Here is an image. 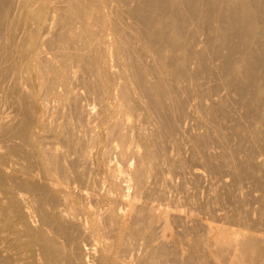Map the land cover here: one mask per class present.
<instances>
[{
	"label": "bare ground",
	"instance_id": "obj_1",
	"mask_svg": "<svg viewBox=\"0 0 264 264\" xmlns=\"http://www.w3.org/2000/svg\"><path fill=\"white\" fill-rule=\"evenodd\" d=\"M45 1L0 0V197L9 193L8 184L23 189L38 215L34 224L24 212L23 217L22 193L16 192V205L3 195L0 264H264V207L255 209L256 221L243 218L245 207L232 210L246 198V187L249 198L254 186L264 200V0H51L39 34L46 50L36 54L32 44ZM107 34L112 60L101 44ZM38 89L46 112L52 99L74 117L75 124L65 119L56 133L60 151L49 134L58 123L44 125L39 153L27 149L35 122L29 109ZM82 100L104 107L96 113ZM183 116L195 121V133ZM84 121L99 123L112 146L105 154L117 158L108 159L111 176L118 177L117 195L120 190L113 193L103 184L98 198L82 184L90 180L84 181L86 170L78 167L90 152L81 140L93 132ZM92 134L84 141L96 139ZM8 142L28 150L15 155L32 156L35 172H24L32 166L27 163L24 171L7 169L2 145ZM187 163L204 168L207 183ZM55 173L65 187L53 180ZM224 175L232 184L220 183ZM192 180L204 185V203L197 201L201 187L188 186ZM241 184L247 186L242 190ZM168 190L174 206L164 205ZM46 192L74 193L95 209H49ZM101 199L116 203L120 216L96 209ZM223 200L236 201L230 210L237 218L228 215ZM169 221L175 231L165 227ZM249 224L262 232L250 231ZM165 229L176 235L173 240L166 239Z\"/></svg>",
	"mask_w": 264,
	"mask_h": 264
},
{
	"label": "rangeland",
	"instance_id": "obj_2",
	"mask_svg": "<svg viewBox=\"0 0 264 264\" xmlns=\"http://www.w3.org/2000/svg\"><path fill=\"white\" fill-rule=\"evenodd\" d=\"M50 3H49V2ZM47 2L45 1L44 3L46 4H43V6L42 7H44V8H42V9H44V10H42L43 11V14H41V15H39V17H38V22L36 21V30L38 31L39 30V32H36V34H35V38H34V43L32 44V46L33 47H35V51H37V53L36 54H38V52H39V54L40 53H43L44 52V50H46V48H45V46H44V44L43 43H41L40 42V31H41V29L40 28H42V24H44V26H45V24L48 22V20L46 19V18H48L49 16H50V13H51V9H49L50 7V5H48V4H51V0H48ZM41 8H40V10L39 11H41ZM47 11L49 12V14L47 13ZM42 13V12H41ZM47 15H49V16H47ZM41 16V17H40ZM46 17V18H45ZM43 19H44V21H43ZM38 24V25H37ZM42 30H43V28H42ZM110 37H111V35L110 34H107V35H105V39L107 38V40H105V39H103V41H101V42H103V43H101V44H103L102 46H103V48L105 49V52L107 51V55L105 56L106 57V59L107 58H110L111 59V57L109 56V54H111V47H112V45H111V39H110ZM203 37V36H202ZM109 39V40H108ZM36 40H38V41H36ZM104 40H105V42H104ZM36 42H38V45L37 46H35L36 45ZM109 42V44L107 45V43ZM105 44V45H104ZM108 48H106V47ZM109 46V47H108ZM110 48V49H109ZM40 50V51H39ZM109 52V53H108ZM110 59H109V62H110ZM108 60V59H107ZM107 60H105L104 61V63H103V66H104V71H105V75H107V71H108V74L110 73L109 71H110V64H112V61L109 63ZM112 60V59H111ZM107 61V62H106ZM107 63H109V65L107 64ZM106 66V67H105ZM109 67V68H108ZM108 68V69H107ZM35 92V95H34V97H35V100L36 101H34L33 100V103L32 104H34V105H31L30 104V112L29 113H31L30 114V117L32 118V125H33V122H34V125H35V127H34V125L32 126V130H34L33 131V136L32 135H29L31 138H30V140L29 141H31V139L33 140V138H34V141H31V143L28 141V148L27 149H29V150H32V151H34V153L36 152V153H39V149H40V147L42 146V139H40L41 137H43L47 132L45 131V128H46V125H52L53 126V124L55 125V123H58V125L56 124V126H53V128H52V130L53 131H51V128H50V132H54L53 134L52 133H49L50 134V136H53L52 138L54 139V136L56 135V133L58 132H60V129H61V124H62V122H63V120L64 121H68L69 123L71 122L72 123V125H73V123L75 122V121H73L74 119V117L72 118L69 114L67 115V111H66V109L67 108H65V106H62V107H57V105L59 104H57V105H55L56 104V102L54 101V100H52V99H50L49 101H50V106H48V112H50V113H48V112H46L45 110H47V109H45L46 107H47V103H45V105L43 104V102L44 101H42L41 100V96H40V92H39V89L38 90H36V91H34ZM218 93V92H217ZM220 93V94H219ZM218 94H219V96H223L224 95V93L223 92H219ZM218 94H216L215 96L216 97H218L217 95ZM215 96H213V97H215ZM37 98V99H36ZM40 100H41V102H40ZM48 101V102H49ZM37 102V103H36ZM96 103H94V102H91L90 103V101L88 100V103H89V105L91 106H89L90 108H91V110L93 111V112H96V111H100L101 109L100 108H103L104 107V102H103V107H102V105H100L99 103H102L101 101H99V103H97V101H95ZM87 103V100L85 101V100H82V104L83 105H85ZM87 103V104H88ZM48 104V105H49ZM98 104V105H97ZM44 106V108H42L43 106ZM97 107H96V106ZM101 107H100V106ZM52 106V107H51ZM57 108H56V107ZM59 106V105H58ZM86 106V105H85ZM93 106H94V108L95 109H93ZM53 108H55V110L53 109ZM63 109V111H62V109ZM98 108V109H97ZM53 110V111H52ZM64 110H65V112H64ZM45 112V113H44ZM53 112H54V114H53ZM97 113V112H96ZM66 114V115H65ZM185 115V114H184ZM187 115V114H186ZM46 116H48V117H46ZM70 116V117H69ZM42 117H43V119H42ZM55 117V118H54ZM60 117H61V119H60ZM64 117V118H63ZM67 117V118H66ZM184 117H186V116H183L182 118H184ZM59 119L57 122H55L53 119ZM187 118V117H186ZM184 119L185 121H183L184 123H187V124H185V126H187L188 128H189V131L190 132H192V130H194L193 132H192V134L193 133H195L197 130H195V128L197 129V127L195 126L196 124H195V121L193 120V119H191V117L190 116H188V118H190V119ZM66 119V120H65ZM72 121H71V120ZM37 120V121H36ZM40 120V121H39ZM42 120V121H41ZM47 120V121H46ZM54 122H53V121ZM45 121V122H44ZM61 121V122H60ZM49 122V123H48ZM52 122V123H51ZM64 123V122H63ZM75 124V123H74ZM86 124H89V122H87V121H84L83 123H82V125H83V127H85L86 128ZM37 125H38V127H37ZM44 125H45V128H44ZM90 125V128L89 129H91L93 132L92 133H94V137L96 138V139H94L93 141L95 142H93V141H90V142H87V140H85L84 141V139H88V141L89 140H92V139H90L88 136H90V135H92L93 136V134L91 133L90 135L88 134V135H86V136H84V138H83V141L81 140V142L82 143H84L85 142V145H86V147H88L89 146V148H88V150H87V152L89 151L90 153L88 154H86V156L87 155H89V156H87V163H85V166H84V164H81L80 163V165H79V167H78V171L79 170H82V169H79V168H81V166H82V168H83V170H84V172H85V170H86V172H85V174H86V176H85V180L84 181H88V180H90V181H88V182H90V183H88V182H83L82 184H83V186H88L87 188L89 189L88 191L90 192H93L94 194H96V195H98V193L100 192V191H104L105 190V188H106V186H108V185H110V187L112 188V190H113V193L115 192V190H120L119 189V182H118V180H117V175H115V176H111V174H112V172L111 171H113V169H112V166L110 165V162H109V160H113V162H114V160H116L117 158H115V156L113 157L112 156V159L111 158H109V156L108 155H106L107 153H106V149H108L109 147H112L111 145H109L108 144V142L106 141L107 140V138H106V136L104 135L105 134V131H103V129L101 128V126L99 125V123L97 124V122H93L92 121V123H90L89 124ZM98 125V126H97ZM42 126H43V128H42ZM52 126H50V127H52ZM60 126V127H59ZM92 126H94V127H92ZM99 127H100V129H99ZM192 130H191V129ZM58 131H57V130ZM95 130V131H94ZM100 130V131H99ZM44 131H45V134H44ZM43 132V133H42ZM104 132V133H103ZM34 133H36L37 135L35 136V134ZM52 134V135H51ZM55 134V135H54ZM39 135L41 136L40 138H39ZM58 135V138H59V140H58V138L56 137ZM56 136H55V138L56 139H52L51 137V139L50 140H52L54 143H53V145L55 146V148H57V150L59 149V151H60V149H61V147H60V140H61V137H59V134H57ZM102 135V136H101ZM78 138H80L79 136H81V135H76ZM35 137H38V139H36ZM74 137H75V135H74ZM77 137H76V139L75 140H77ZM82 137V136H81ZM100 138V139H99ZM40 139V140H39ZM81 139V138H80ZM80 139H78V141H79V143H81L80 142ZM58 140V141H57ZM37 141V142H36ZM52 141H50V143H52ZM14 142H17V140L16 141H14ZM39 142H40V144H39ZM93 142V143H92ZM12 144H13V142H11ZM18 143V142H17ZM17 143H15V144H17ZM30 143V144H29ZM81 143V144H82ZM5 144V146L3 147V145H2V148L4 149V151H2L3 153H4V155L6 156V158H5V156H4V158L3 159H5V164H6V167H7V169L8 170H22V171H24L26 168H27V164H31L30 166L31 167H29V165H28V167L30 168V170H25L24 172H35V170H37V169H35V167L36 166H33V164L35 165V163H32V162H35V160L33 159V157L31 158V157H28V155H26V156H24L23 154H26L27 153V151L28 150H26V149H24V150H26V151H24L23 150V148H25V147H23V148H21L20 146H17L18 147V150H17V147L15 146V144H13L16 148H13L14 146H11L12 144H10L9 142H8V147H7V144L6 143H4ZM37 144V145H36ZM57 144V145H56ZM89 144V145H88ZM109 146H108V145ZM18 145V144H17ZM39 145H41V146H39ZM23 150V151H20V148ZM31 147V148H30ZM106 147V148H105ZM12 149L13 148V150H11V151H14V152H11L9 149ZM38 148V149H37ZM91 148V149H90ZM16 149V150H15ZM8 151V152H7ZM9 151H10V153H9ZM15 151L17 152H19V153H23V154H18V156H16L15 155ZM14 155H13V154ZM106 153V154H105ZM186 153H188L187 151H185V152H183L182 153V155L184 154V156H185V160L186 161H188L187 159V156H189V154H186ZM8 156H7V155ZM21 155V156H20ZM36 155V154H35ZM18 157V158H16V157ZM24 156V157H23ZM183 156V157H184ZM106 157V158H105ZM29 158H31V159H33L34 161H32V160H29ZM6 159H8V160H6ZM25 159V160H24ZM27 159V160H26ZM109 159V160H108ZM173 159V158H172ZM15 160H17V161H15ZM89 160V161H88ZM31 163H30V162ZM173 161V160H172ZM172 161H170V162H172ZM16 162H18V163H16ZM29 162V163H28ZM107 162H109V163H107ZM189 162V161H188ZM27 163V164H26ZM66 163V162H65ZM107 163V164H106ZM116 163V162H115ZM67 164V163H66ZM65 164V166H64V168L65 169H68L67 168V165ZM109 165H110V167H109ZM194 165V164H193ZM25 166H26V168H25ZM38 166V165H37ZM110 168V170H109V168ZM187 166L189 167L190 166V168L192 169V170H194V171H198V172H201L203 175H201V177H204V178H207L208 177V175H207V171L205 172L203 169L204 168H200V167H196V163H195V166H191L190 165V163H189V165H188V163H187ZM24 167V168H23ZM39 168H40V166H38ZM68 167H69V165H68ZM194 167H195V169H194ZM87 168V169H86ZM35 169V170H34ZM33 170V171H32ZM69 170V169H68ZM90 170V171H89ZM92 170V171H91ZM167 170H169L168 168L166 169V172H167ZM75 171V170H74ZM204 171V172H203ZM70 172H71V170H70ZM76 172V171H75ZM75 172L73 173V172H71L72 174H73V176L72 177H75ZM108 172H110V174L108 173ZM54 173V172H53ZM165 173V172H164ZM164 173H162V175H161V177H163V176H166V173L164 174ZM200 173V174H201ZM206 173V174H205ZM89 174V175H88ZM57 173H55V174H53V175H51V176H53L52 178H53V180H57V182H60L59 183V185L62 183V185H64V187H65V182H61V181H63V179H61V177L59 176V175H57ZM96 175V176H95ZM102 175V176H101ZM107 175H109V177L110 178H108V176ZM167 175H169L168 173H167ZM221 175H223V174H221ZM220 175V176H221ZM188 176V175H187ZM60 177V178H59ZM90 177V178H89ZM96 177H98V178H96ZM111 177H113V178H111ZM114 177H115V179H114ZM188 177H191V176H188ZM55 178H58V179H55ZM107 178V179H106ZM204 178H202L201 179V184H205V183H207L205 180H208V178L207 179H204ZM224 178V179H223ZM98 179H100V180H98ZM105 179H106V181H107V183H103V182H106L105 181ZM225 179L227 180V181H225ZM229 179V176H226V175H224L223 177H220V183L222 182L221 180H223L224 182H230L231 181V183H229V184H232V179L230 178V180H228ZM61 180V181H60ZM99 181V183H98V181ZM70 181V180H69ZM68 181V182H69ZM71 181H72V179H71ZM70 181V182H71ZM79 181H82V180H79ZM97 181V182H96ZM103 181V182H102ZM115 181H116V183H115ZM190 181H191V179H190ZM189 181V182H190ZM76 183H77V181H75ZM75 182H71V185L72 184H74ZM96 182V183H95ZM179 182V179H177L176 180V183H178ZM194 181L192 180V182L191 183H188V186L191 184V185H193V184H196L195 186H198L199 184L197 183V182H195V183H193ZM75 183V184H76ZM79 183V182H78ZM77 183V185H82V184H78ZM84 183H85V185H84ZM102 183V184H101ZM109 183V184H108ZM115 185H114V184ZM193 183V184H192ZM97 184V185H96ZM101 184V185H100ZM103 184L104 185H106V186H104L103 187ZM198 184V185H197ZM200 184V186H198L197 188L200 190V187H201V190L199 191V193H201V194H198V196H197V201H198V199L200 200L199 201V203L201 202V203H204L203 201H205V196H206V194L204 193V188H202V187H204V185H201ZM100 185V186H99ZM117 185V186H116ZM191 185H190V187H191ZM245 185V186H244ZM244 185H238V186H240V189H242L243 190V187L242 186H244V188L247 186L246 184H244ZM249 185V184H248ZM8 186L12 189H9V187L7 188V190L9 191V193L8 192H6V193H3V194H1L2 195V197H4L5 196V198H2V197H0V199H5V200H7L8 199V202L10 201V203L11 204H13V205H16V202H15V195H17V194H21V196L24 198V199H22V204L20 203V205H22L23 206V211H21V213H22V215H23V212L24 213H26V215L28 216V219H29V222L30 223H32V222H34V221H37L38 219V215H36L37 213H32V209L34 210V209H36V204L35 203H32V202H30L31 200H29L30 198H29V193H25V191H23V189H20V188H15V189H18V190H13L14 188V186L12 187V185L10 186L9 184H8ZM115 186H116V188H115ZM249 186H251V185H249ZM91 187V188H90ZM93 187V188H92ZM101 187H103V189H100V191H99V188H101ZM192 187H194V185L192 186ZM254 186H251V188L253 189V191H252V193H251V197L249 198L248 197V195H246L247 193L248 194H250V192H251V189H250V187H248L250 190H248L247 189V187L244 189V191L242 192V190L240 191V192H242V194L243 195H245L246 196V198H244L243 199V201H241V203H242V205H243V207H242V205H240L239 206V203H240V201L238 202V205H236L235 206V204H236V201H234V202H232V203H230L229 201H227V200H223V202H226V204H230V205H226L225 204V207H226V210H227V208H228V210H230V208L232 207V208H234V206H235V208L234 209H232L233 211L237 208V207H239V211H234V212H239V213H241V210H243L244 209V207L246 208V209H252V210H250V211H252V213L251 212H247V211H249V210H247L246 212H247V215H246V212H243V211H245L246 209H244L243 211H242V213L244 214H241V215H243V218H245L244 216H248V218H250L251 220L254 218V220L253 221H256L257 220V218H258V216L257 215H254V214H258L257 213V211L259 210H261L260 209V207L262 208V207H264V200H263V194H262V191H260V190H258V191H256V189H254L253 188ZM115 189V190H114ZM203 189V190H202ZM11 190V191H10ZM22 190V191H21ZM246 190H248V191H246ZM255 190V191H254ZM13 191V192H12ZM171 191V192H170ZM173 190H168L167 191V193H166V195H165V197L166 196H168V195H171V193H174V192H172ZM246 191V192H245ZM16 192H17V194H16ZM117 192H118V194L119 193H121V190H120V192L119 191H116L114 194L115 195H117ZM170 192V193H169ZM24 193H25V195H24ZM47 193V192H46ZM53 193H55V194H52V192L50 193V194H52V195H49V193H47V199H48V197L49 198H52V200H50V206H47L49 209H62V208H64V209H70V210H72L73 212H76V211H78L77 209H85V208H87V209H95L94 208V206L92 205V206H88V204H86L85 205V203H87V202H84L83 200H81L80 198H78L74 193H72L71 195H69V196H65V195H63V193H61L60 194V192H59V194L58 193H56V192H53ZM4 194H6V195H4ZM4 195V196H3ZM55 195V196H54ZM57 195V196H56ZM173 196H170V198H173L174 197V194H172ZM202 195H205V196H202ZM28 196V197H27ZM59 196V197H58ZM74 196V197H73ZM200 196V197H199ZM55 197H57V198H55V200L57 199L58 201L56 202V201H54V198ZM64 197V198H63ZM169 197V196H168ZM204 197V198H203ZM25 198H26V200H28V202L25 200ZM69 198V199H68ZM98 198H99V195H98ZM248 198V199H247ZM62 199H63V201H62ZM67 200V201H65V200ZM23 200H24V202H25V204H24V202H23ZM68 200H69V202H68ZM103 200V201H102ZM164 200H165V202H164ZM163 200V202L165 203H163L164 205H168L169 206V204L172 206L173 205V202H172V200L171 199H168L167 197L165 198ZM169 200H170V202H169ZM54 201V202H53ZM82 201V202H81ZM101 201V203H98V205L96 206V209H110V211H112V214L113 215H115V216H113L114 217V219L115 218H118L120 215H119V212H120V208L119 207H116L117 205H116V203L114 204H112V203H110V202H108V201H106V200H104V199H101L100 200ZM166 201H168L167 202V204H166ZM174 201H175V203H176V201L178 202H180V203H183V202H181V200H177V199H175L174 198ZM244 201H246V205L243 203ZM59 202V203H58ZM60 202H62V203H60ZM64 202V203H63ZM98 202H99V200H98ZM171 202H172V204H171ZM179 202L177 203L178 205H180V207H185V205L184 204H179ZM28 203V204H27ZM31 203V204H30ZM56 205H55V204ZM200 203V204H201ZM233 203H234V205H233ZM240 203V204H241ZM30 204V205H29ZM34 204H35V206H34ZM53 204V205H52ZM62 204L64 205V206H62ZM73 204V205H72ZM102 204V205H101ZM112 204V205H111ZM223 204L224 203H222L221 205H219V206H223ZM232 204V205H231ZM20 205H19V207H20ZM52 205V206H51ZM54 205H55V207H54ZM60 205V206H59ZM108 205H109V207H108ZM116 205V206H115ZM175 205V204H174ZM173 205V206H174ZM245 205V206H244ZM22 206L19 208V207H17L16 209H22ZM71 206V207H70ZM82 206V207H81ZM86 206V207H85ZM116 207V209L117 210H114L115 208H113V207ZM231 206V207H230ZM32 207V208H31ZM52 207V208H51ZM56 207H58V208H56ZM66 207V208H65ZM111 207V208H110ZM224 207V206H223ZM222 207V208H223ZM48 208H46V209H48ZM242 208V209H241ZM199 209V212H201V209L200 208H198ZM218 209V208H217ZM219 209H221L220 207H219ZM224 209V208H223ZM238 209V208H237ZM255 209H257V211H255ZM25 210V211H24ZM28 210V211H27ZM228 210H227V212H228ZM233 211H229L228 212V215H230L231 214V212H233ZM258 211V212H259ZM29 212V213H28ZM117 212V213H116ZM256 212V213H255ZM31 213V214H30ZM236 213H232L230 216L231 217H235V218H237V216H235V214ZM248 213L250 214V215H248ZM28 214H30V215H28ZM118 215V216H117ZM29 216H30V218H29ZM33 216V217H32ZM208 216V215H207ZM206 216V218L208 219V217L210 216V214H209V216L207 217ZM23 217L25 218V215H23ZM233 217V218H234ZM253 217V218H252ZM255 217H256V219H255ZM35 218V219H34ZM127 218H129L128 216H127ZM127 218H126V220H127ZM209 218H211V217H209ZM28 219L26 218L25 220H27L28 221ZM246 220H248V219H246ZM169 222L171 223L170 225H169ZM169 222H166L165 223V227L167 228L168 226V229H171L172 231H175L176 230V228H174V225H173V229L171 228V225L173 224L171 221H169ZM252 222V221H251ZM37 223V222H36ZM35 223V224H36ZM32 224H34V223H32ZM168 224V225H167ZM167 225V226H166ZM250 225V224H249ZM248 225V227H250V231H251V229H253L252 228V226L250 225L249 226ZM254 227V229L252 230L253 232H256L255 231V229L257 230V231H259V230H262L261 229V227H256L255 228V226H253ZM259 229V230H258ZM166 231H165V233L167 232V236H168V238H167V236H166V239H168V240H173V237H175L176 235H170V233H172L173 234V232L171 231V230H167V229H165ZM171 231V232H170ZM178 231H181V228H179V230ZM178 231H176L177 233H178ZM176 232H174L175 234H176ZM259 232H262V231H259ZM258 232V233H259ZM169 234V235H168ZM214 235V233H212V236ZM216 236L218 235V234H215ZM215 235L213 236V237H215ZM211 235H210V237H212ZM111 249H112V246H111ZM113 249H114V247H113ZM112 249V250H113ZM114 251V250H113ZM112 251V252H113ZM118 250H117V247H116V252H117ZM115 252V251H114ZM214 254L212 251H210L209 250V254ZM208 254V253H207ZM212 254H211V256L210 255H208L209 256V258L210 257H212V258H210V259H213V260H216V262H220V261H217V260H219V257H217V256H215V258H214V255H216V254H214L213 256H212ZM215 262V263H216Z\"/></svg>",
	"mask_w": 264,
	"mask_h": 264
}]
</instances>
